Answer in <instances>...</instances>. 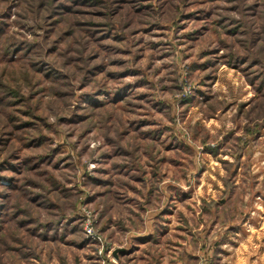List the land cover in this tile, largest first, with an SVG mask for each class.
<instances>
[{
  "label": "clouds",
  "instance_id": "9594fccd",
  "mask_svg": "<svg viewBox=\"0 0 264 264\" xmlns=\"http://www.w3.org/2000/svg\"><path fill=\"white\" fill-rule=\"evenodd\" d=\"M83 2L0 0V136L13 134L14 110L7 104L20 102L22 109L40 111L35 131L17 135L0 152V163L8 160L23 171L16 178L20 191L9 199L0 186V205L6 206L0 208V264H85L86 257L89 264H236L242 243L251 250L250 264H264V242L256 241L254 247L248 239L253 225H264V199L256 198L257 192L264 195V179L259 186L255 183L257 173L264 177V0H87L104 16L98 31L126 38L117 45L99 44L96 32L80 25L79 16L68 20L65 10L76 13ZM192 4H202L204 12L213 14L199 49L218 51L207 57L193 54L188 62V49L179 46L187 42L179 17ZM55 17L60 19L50 23ZM218 19H225L223 31L213 26ZM61 21H67V35L56 28ZM161 24L169 29V43L157 51L171 59L157 63L152 54L137 64L142 50L152 47V28ZM145 26L149 35H133ZM197 27L190 25L192 30ZM228 31L231 36H225ZM197 35L190 32L189 38ZM119 49H131V56L124 60ZM113 61L122 62L121 70L139 71L138 82L149 89L147 103L161 114L151 108L137 111L135 99L143 89L116 103L124 89L108 79ZM222 65L228 68L222 70ZM99 70L105 75L98 76ZM194 105L199 107L189 117ZM141 115L150 117L155 127L129 135L140 125ZM62 117L85 123L69 126ZM36 136L47 146L24 151L27 140ZM144 136L156 137L159 144L145 143ZM169 143L187 154L176 153L180 160H171L178 165L175 169L162 167L160 146ZM58 151L65 154L61 164L68 162L70 171L57 172L41 163L44 157L55 164ZM11 152L19 160H9ZM240 155L247 159L237 184L233 169L241 163ZM27 156L34 159L25 165ZM105 168L106 175L101 171ZM96 176L109 184L107 190L91 183L89 178ZM128 176L141 180L132 188L135 196L129 192ZM221 204L227 205L223 216ZM169 212L175 213L174 221H169ZM204 212L219 221L214 231ZM177 225L191 235L180 250L171 243ZM35 237L62 244H42ZM148 240L152 243L143 246ZM90 241L88 252L76 250Z\"/></svg>",
  "mask_w": 264,
  "mask_h": 264
},
{
  "label": "rangeland",
  "instance_id": "374dc122",
  "mask_svg": "<svg viewBox=\"0 0 264 264\" xmlns=\"http://www.w3.org/2000/svg\"><path fill=\"white\" fill-rule=\"evenodd\" d=\"M139 14V13H137ZM65 15L70 20L72 15H77L80 17V25L83 26H91L93 30L96 32V36L99 38L98 43L99 44H107L109 41H112L113 45L117 44H122L125 42L124 37H111V36H104L102 32L98 31L97 28L99 26H103L105 21H104V16L100 12H94L92 7L87 3V0H84V2L80 5V9L76 13H72L70 10L66 9L65 10ZM212 12L209 10L208 12L203 11V5L202 4H192L187 7V9L181 13L179 20H180V34L185 36L187 38L186 43H181L179 46L181 49L187 48L188 49V55L185 57V59L188 62L193 61V54H195L197 57H207L208 55L217 52L218 50L212 49H199L200 43L203 41L205 36L207 35V27H206V22L210 19H212ZM10 18V17H9ZM59 17L53 18L50 23L55 24L57 20H59ZM225 23V19H218L213 21V26L216 28H220L223 31V24ZM199 25L196 29L192 30L190 29V25ZM57 29H63L64 33L67 35L69 32V28L67 26V21H61L59 24H56ZM201 28L204 29V32H201ZM152 32L155 33V35L152 36V47L148 49H143L142 50V55H139L136 58V63L139 64L142 60L146 59L148 56L152 54H156L157 63H162L163 61H167L171 59V55L167 52L165 53H159L157 50L163 46H166L169 41L167 39V36L169 34V29L167 25L161 24L159 27H153ZM192 33V35H197L196 39H191L189 38V33ZM53 36H55V32L52 33ZM133 35L136 36H147L149 35V32L147 30V26H145V29L143 32L140 31H135L133 32ZM175 35V33H173ZM232 33L230 31L225 32V36H231ZM69 39L71 38L70 36L68 37ZM63 43V41L61 42ZM138 44H141L142 41H138ZM199 49V50H198ZM219 51H223V49H220ZM118 55L122 56L124 60H127L131 56V49H119L118 50ZM202 64H207L208 61L207 59H202L201 60ZM95 66V65H94ZM215 65H210L209 67H214ZM112 71L108 74V79L116 85L117 88H123L124 89V94L121 97L119 101L116 103H123V100L127 98L128 95H131L133 91H143L141 92V95L136 97L135 103L139 105L137 111L140 113H144L146 108H151L153 111H156L157 114L159 111L156 109L155 105H149L147 103V100L145 99V96L147 95V92L149 89L146 88L144 84H141L138 82V77H139V71L137 69H122L123 65L122 62H116L113 61L110 65ZM222 70L224 68H228V65H222L221 66ZM3 66L0 65V71H2ZM164 71H168V68H164ZM197 71H201L202 69L197 68ZM204 71H208L209 69H203ZM234 71V69H233ZM98 76H104L105 72L103 70H99L97 72ZM206 79L208 78L207 76L205 77ZM45 79H48L47 76H45ZM121 81H127V84H121ZM50 83H55V81H49ZM4 81L0 80V84H3ZM219 78L217 79V84H219ZM259 83V81H258ZM134 85V87H133ZM34 99L38 100L39 97H35ZM53 99L57 100L58 102H62L63 98L59 96L53 95ZM45 100H47V97H45ZM6 107L10 110H14V115L12 119L10 120V123H12L13 127L10 130L13 134L11 136L5 134L4 136H0V152L6 151L9 147H11L12 143L14 140H16L17 135H26L30 132L35 131L33 124L36 119L40 118V111L37 110L35 113H31L26 109H22L21 103L20 102H12L6 105ZM198 105H194L192 108H190L189 111V117L192 116V113L198 109ZM228 111H232V109H229ZM235 111H239V106L235 108ZM247 111V109H245ZM128 114L125 113V116ZM62 120L67 119L69 121V126H75L79 127L84 121H79L72 123L71 122V117H62ZM140 121V125L138 127H132L131 132L129 135L137 133V131L141 128H149V127H155L154 121L151 120L150 117L141 115L140 117H137ZM131 127V126H130ZM239 135V133H237ZM145 143L148 144H159V141L156 139L154 136H144L141 138ZM16 143H19L17 140ZM232 143L231 140L228 141V145L225 147L230 146ZM46 140L42 137L36 136L32 137L31 139L27 140V142L24 144V151L26 152H39L42 149L46 147ZM163 152L161 155V159L163 161L162 167L164 169H175L178 167L177 164L171 163V160L176 159L180 160V157L176 156L177 152H181V149L179 148H173L171 143L167 145H161ZM187 155L186 153L181 152V156ZM57 157L59 159H57ZM167 157V159L165 158ZM34 159L32 156H27L25 157L24 164L28 165L31 163V161ZM56 163L53 164L44 157H41V163L48 165L50 167H53L55 171L59 172L61 170L63 171H70V168L68 167V162H65L61 164L62 160H66L65 154L63 152H56V157L53 158ZM247 159L245 155H240L239 160L240 164H238L234 169V177L237 179V184L241 183V178L245 173V168L243 162ZM9 160H19V156L15 152L9 153ZM225 162L227 163L228 160L225 158ZM95 163V162H94ZM212 163L214 165H219V167L224 170V165L220 163L219 160L213 159ZM99 169V165H96L94 167V171ZM34 174V169L32 170ZM103 174H107V170L102 169L101 170ZM0 172H3L4 175H0V186H4L7 191L3 193V197L5 200L9 199L10 195H14L15 193L20 191V185L19 182L17 181V177L23 174V171L21 168H17L14 164L9 163L8 160H5L3 163H0ZM119 175H125L123 171L119 173ZM257 179L255 181L256 186L260 185V180L264 179V177H261L260 173L256 174ZM146 178V177H145ZM38 179V178H37ZM91 183L94 184L97 190H107L109 188V184L107 182H101L99 179V176L89 178ZM127 181H130L131 187L129 188V192L132 193L133 196H135L137 193L132 192V188H135L137 185L140 184L141 180L139 177L133 178L131 176L127 177ZM223 187V185H221ZM195 197H193L194 199ZM214 199L217 200L219 203L220 197L219 195H216L213 197ZM235 198V197H234ZM256 198L257 199H264V195L261 193L257 192L256 193ZM35 203V201H32ZM89 205L94 203V201H89ZM184 203H189V200H185ZM6 207L5 205H0V208ZM179 207H182L180 205ZM227 207L226 204H221L220 209H221V216L224 214V209ZM185 212H187V209H184ZM216 209H213V212H215ZM199 214V211L197 212ZM168 219L169 221H174L175 220V213L169 212L168 214ZM204 220L208 221L209 227L215 230V227H219V221L215 219L214 216H210L208 212H204ZM180 227L178 229V233L181 234V236L185 239L184 242L185 244L191 240V235L183 230L182 225H177ZM23 227V225H21ZM205 225L202 223L200 225V228L203 229ZM260 229H264V225H260L259 228L253 225L251 228V234L249 235V242L253 244V246L256 245V241L264 242V236L260 235ZM73 235L75 234V230L72 233ZM40 243L42 244H62V241H53V240H41L40 237H35ZM93 242H89V245H86L80 249H76L77 251H80L82 253L88 252L89 251V246L92 245ZM184 244V245H185ZM64 247H69L68 245H63ZM251 250L248 247L247 243H242L239 248H237V261L236 264H246L247 260H249L248 253ZM85 264H89V260L86 257L85 258Z\"/></svg>",
  "mask_w": 264,
  "mask_h": 264
},
{
  "label": "crops",
  "instance_id": "0c3cea01",
  "mask_svg": "<svg viewBox=\"0 0 264 264\" xmlns=\"http://www.w3.org/2000/svg\"><path fill=\"white\" fill-rule=\"evenodd\" d=\"M178 229H180V227L176 226V228L173 230L175 232V234L172 235L171 243L173 244V246H175L177 248V250H180L183 248V246L185 244V242H184L185 239L181 236V234L178 233ZM151 243H152L151 240L144 241L143 246H147ZM137 251H138V249H137ZM130 254H131V252H129V255ZM193 264H194V262H193ZM246 264H250V260H247Z\"/></svg>",
  "mask_w": 264,
  "mask_h": 264
},
{
  "label": "water",
  "instance_id": "95a60500",
  "mask_svg": "<svg viewBox=\"0 0 264 264\" xmlns=\"http://www.w3.org/2000/svg\"><path fill=\"white\" fill-rule=\"evenodd\" d=\"M115 255V253H113Z\"/></svg>",
  "mask_w": 264,
  "mask_h": 264
}]
</instances>
